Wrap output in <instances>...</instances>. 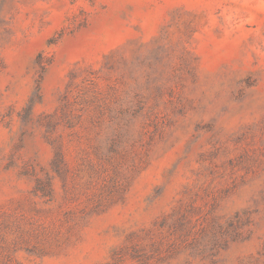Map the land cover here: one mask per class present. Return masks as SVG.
<instances>
[{
  "label": "rangeland",
  "instance_id": "obj_1",
  "mask_svg": "<svg viewBox=\"0 0 264 264\" xmlns=\"http://www.w3.org/2000/svg\"><path fill=\"white\" fill-rule=\"evenodd\" d=\"M0 264H264V0H0Z\"/></svg>",
  "mask_w": 264,
  "mask_h": 264
}]
</instances>
